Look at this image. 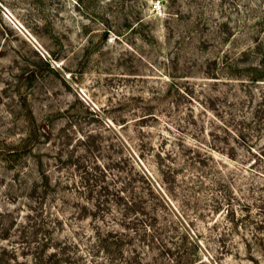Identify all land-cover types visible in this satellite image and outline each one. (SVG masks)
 Returning <instances> with one entry per match:
<instances>
[{"label":"rangeland","instance_id":"1","mask_svg":"<svg viewBox=\"0 0 264 264\" xmlns=\"http://www.w3.org/2000/svg\"><path fill=\"white\" fill-rule=\"evenodd\" d=\"M186 260L264 264V0H0V264Z\"/></svg>","mask_w":264,"mask_h":264},{"label":"trees","instance_id":"2","mask_svg":"<svg viewBox=\"0 0 264 264\" xmlns=\"http://www.w3.org/2000/svg\"><path fill=\"white\" fill-rule=\"evenodd\" d=\"M29 139H30L29 137H27L26 139H23L21 141V144L26 143ZM30 148H31V145L29 147H27V149L26 148H22V150L18 149V152L22 154L23 152H26ZM109 187H110V185L107 183L106 186H105L106 190L109 189ZM102 188H104V187H102ZM127 189H128V186H126L125 183H122L121 189L115 194V198H114L115 201H116V206L119 209H121L120 213L123 214V216H122L123 219L120 222V224L126 229L125 232H122V233H121V231L118 232V233L122 234L121 238H117L115 240V241H117V242H115V244H118V245H120V243L122 245H124L123 241L125 239H127V238H130V233L127 231V229H129L131 227L129 225V224H131V222L130 221H125V220H128L127 216L130 213H132V212L139 213V214H147L148 210H149L148 206L146 204V199H143L142 197L136 196V189L135 190L132 189V192L129 193L128 195H126ZM89 190L91 192H94L95 191L94 185L91 184L89 186ZM157 192L160 194V196H162V194H161V192L159 190H157ZM162 198L165 199L163 196H162ZM100 206H101V200H100V198H96L94 200V202L91 204V209L94 210V208H96V207H98V209H100ZM123 221H125V222H123ZM149 225H152V224L150 223ZM144 234L147 235V236H150L146 232ZM151 237H152V235H151ZM153 238H154V235H153ZM133 239L134 238L131 236L130 241H132ZM195 246L198 247V244L196 243ZM58 254H59V252L55 251V250L52 253L53 256L54 255H58ZM183 264H195V262L193 260H186V262H184Z\"/></svg>","mask_w":264,"mask_h":264}]
</instances>
